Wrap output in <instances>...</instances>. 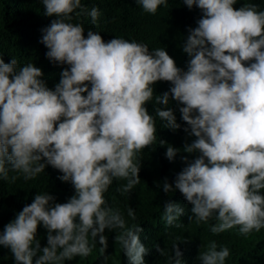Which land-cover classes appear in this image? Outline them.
<instances>
[{"label": "clouds", "instance_id": "1", "mask_svg": "<svg viewBox=\"0 0 264 264\" xmlns=\"http://www.w3.org/2000/svg\"><path fill=\"white\" fill-rule=\"evenodd\" d=\"M257 1L183 0L202 15L187 29V56L180 61L176 54L175 61L153 42H105L93 30L85 37L83 25L70 22L76 9L83 11L81 0H41L44 15L55 19L41 29L39 42L50 62L68 67L50 89L33 63L0 59V179L12 172L32 180L50 165L74 194L56 203L38 193L4 225L0 246L14 264H75L74 258L86 264L93 256L103 260L110 245L114 255L121 247L128 264H144L143 229L128 225L104 194L114 179L126 182L117 189L124 193L139 184L138 154L148 146L170 161L158 187L168 195L179 190L192 205L189 220L214 219V235L264 228V10ZM138 3L152 16L167 0ZM89 15L95 23L100 13L93 8ZM163 209L166 224L179 227L184 207L168 200ZM127 216L139 223L131 207ZM38 226L46 230L43 247ZM106 229L119 230L112 243ZM229 255L228 247L210 241L198 259L225 264ZM181 257L174 243L171 264H182Z\"/></svg>", "mask_w": 264, "mask_h": 264}, {"label": "trees", "instance_id": "2", "mask_svg": "<svg viewBox=\"0 0 264 264\" xmlns=\"http://www.w3.org/2000/svg\"><path fill=\"white\" fill-rule=\"evenodd\" d=\"M253 1L243 0L249 4ZM133 3L139 7L135 8ZM254 4L258 6V10H264V0ZM81 5L83 11L76 9L70 22L82 24L85 37L88 30H93L99 32L105 42L115 37L139 43L153 42L155 45L167 47L174 59L177 54L180 61L182 55L187 56L182 51L187 29L196 27V21L202 15L195 5L189 10L183 0H167V4L160 5L152 16H146L147 12L143 11L138 0H81ZM241 6L242 4H239L238 9ZM93 8L98 9L100 13L95 23L89 15ZM52 19L55 17L44 15L41 0H0V59L8 63L15 58L18 66L33 63L42 70V79L50 89H54L59 82L61 71L68 67L50 62L45 56L47 49L39 42L41 29L48 26ZM152 23L158 24L163 30H153L150 27ZM182 69L186 70V66ZM173 141H176L175 138ZM154 148L158 150L157 147ZM138 159L139 184L135 185L131 192L124 193L117 189L126 182L114 179L104 196L109 206L121 211L128 225L138 224L143 229L140 234L141 243L149 249L148 254L144 256V264H171L169 258L173 256L174 243H177L182 253V264H200L198 255L206 250L210 241H215L218 248H229L230 255L225 264H264V228L247 236L240 234L238 227L214 235L210 231V227L216 223L214 219L207 223H197L195 218L189 220L192 205L184 199L179 190L168 195L158 187L163 186L166 178L165 167H170L166 156L160 157L148 146L138 154ZM177 173L173 171L172 174L176 176ZM13 175H17L15 182L11 181ZM60 175L62 173L49 165L32 180L26 181L22 175L12 172L9 173L8 180L0 179V195L5 198L4 204H0V232L38 193L48 192L55 197L56 203H65L74 194V188L70 182L59 180ZM171 180H167L169 184ZM261 194L264 195V190H261ZM168 200L180 204L185 209V213L178 218L179 227L174 224L167 225L163 218V204ZM128 207L134 209L135 220L139 223L127 216ZM159 221L162 225H158ZM118 232V229L105 230L109 243L115 240ZM37 238L41 247L46 246V230L43 226H38ZM97 245L98 243L92 254L97 253ZM157 246L164 250L165 255L156 251ZM119 249L120 253L116 250L114 255V249L110 245L105 253L101 254L103 260L93 256L96 261L89 259L86 264H115L118 258L119 263L128 264L121 247ZM70 263L71 261L65 262ZM72 263L81 264L77 263L76 258ZM0 264H14L10 250L3 246H0Z\"/></svg>", "mask_w": 264, "mask_h": 264}]
</instances>
